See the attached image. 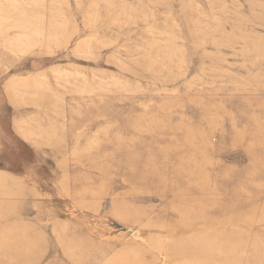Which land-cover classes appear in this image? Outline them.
Wrapping results in <instances>:
<instances>
[{"label": "rangeland", "instance_id": "374dc122", "mask_svg": "<svg viewBox=\"0 0 264 264\" xmlns=\"http://www.w3.org/2000/svg\"><path fill=\"white\" fill-rule=\"evenodd\" d=\"M0 264H264V0H0Z\"/></svg>", "mask_w": 264, "mask_h": 264}]
</instances>
